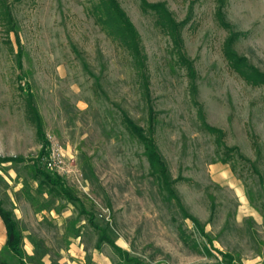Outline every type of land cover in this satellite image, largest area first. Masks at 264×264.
<instances>
[{"label": "rangeland", "instance_id": "rangeland-1", "mask_svg": "<svg viewBox=\"0 0 264 264\" xmlns=\"http://www.w3.org/2000/svg\"><path fill=\"white\" fill-rule=\"evenodd\" d=\"M141 1L116 0L138 33L149 98L91 13L97 0H0V201L25 260L264 264V0H143L181 25L177 49ZM150 108L179 203L123 123L147 134ZM45 145L61 154L48 172L78 203L40 184ZM90 216L118 251L96 246Z\"/></svg>", "mask_w": 264, "mask_h": 264}, {"label": "trees", "instance_id": "trees-1", "mask_svg": "<svg viewBox=\"0 0 264 264\" xmlns=\"http://www.w3.org/2000/svg\"><path fill=\"white\" fill-rule=\"evenodd\" d=\"M141 5L143 6V8L145 7V10L149 9L155 14L159 27L169 35L174 48L177 49V47L181 45L179 39V30L181 25L176 23L172 19L171 14L162 4L148 5L142 0ZM91 13L96 18V21L100 25V27H102V29L107 32L108 36L114 38L115 40H118L119 44L128 52L133 62L132 68L136 72V76L143 86V91L145 92L144 96L146 98H149V83L147 75L145 73V56L140 46L138 33L135 30L134 26L131 24L116 0H97L95 5L93 6ZM7 17L9 18V14L7 15ZM225 53L229 60L234 58L233 54H231V56L230 53ZM18 67H22L21 62L18 63ZM235 68H237V72L243 74L245 78L248 79L247 77H249V75H246L245 72L239 69V66L235 65ZM26 97V103L29 112L32 115V121L35 124L36 134L40 138L42 137V123L33 102V95L31 94V92L26 91ZM152 115L153 113L150 108L148 116L149 129L147 134L145 133V131H143V129H141L132 120H130L127 115L123 114L122 118L127 131L142 144L147 163L149 164L152 173L156 176L157 180L161 184V191H166L169 194V198L174 199L177 203H179L176 194L171 188L172 183L169 180L166 166L153 138ZM45 148H47L46 145L42 147V150L40 151L37 159L38 161L41 160L42 157L46 154ZM35 173L40 179V184L50 186L69 201H76L77 203L79 202L77 199L72 197L70 192L66 189L64 183L55 174H50L48 171H41L39 169H35ZM180 209L182 210L181 207ZM90 217L91 219L89 220V223L92 227H94L96 231L99 230L100 232L96 246L99 247L101 243L106 242L107 244H109V246H111V248L118 251L119 249L115 247L113 242L103 237L100 229L96 225H94L92 216ZM0 220L3 224L6 237L5 243L0 249V264H9V261H13V264H28L25 260L24 252L20 246L21 236L17 227L16 220L13 217V213L2 206L1 201ZM135 264H138L137 261H135Z\"/></svg>", "mask_w": 264, "mask_h": 264}, {"label": "built area", "instance_id": "built-area-1", "mask_svg": "<svg viewBox=\"0 0 264 264\" xmlns=\"http://www.w3.org/2000/svg\"><path fill=\"white\" fill-rule=\"evenodd\" d=\"M47 171H56L60 168L61 154L58 148L51 147L46 149V154L41 159Z\"/></svg>", "mask_w": 264, "mask_h": 264}, {"label": "crops", "instance_id": "crops-1", "mask_svg": "<svg viewBox=\"0 0 264 264\" xmlns=\"http://www.w3.org/2000/svg\"><path fill=\"white\" fill-rule=\"evenodd\" d=\"M0 221H1V220H0ZM1 223H2V222H1ZM2 225H3V224H2ZM5 239H6V237H5ZM4 243H5V242H4ZM3 245H4V244H3ZM3 245H2V246H3ZM1 248H2V247H1ZM1 248H0V249H1Z\"/></svg>", "mask_w": 264, "mask_h": 264}]
</instances>
